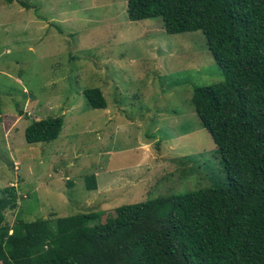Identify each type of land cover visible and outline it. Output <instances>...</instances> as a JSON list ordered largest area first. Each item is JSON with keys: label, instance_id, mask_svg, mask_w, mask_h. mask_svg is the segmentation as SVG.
Instances as JSON below:
<instances>
[{"label": "rangeland", "instance_id": "374dc122", "mask_svg": "<svg viewBox=\"0 0 264 264\" xmlns=\"http://www.w3.org/2000/svg\"><path fill=\"white\" fill-rule=\"evenodd\" d=\"M24 1L0 0V189L13 184L18 199L8 223L226 181L191 101L225 80L200 29L130 20L127 0ZM95 86L105 108L83 93ZM49 115L63 117L61 134L27 142L25 127Z\"/></svg>", "mask_w": 264, "mask_h": 264}, {"label": "trees", "instance_id": "16d2710c", "mask_svg": "<svg viewBox=\"0 0 264 264\" xmlns=\"http://www.w3.org/2000/svg\"><path fill=\"white\" fill-rule=\"evenodd\" d=\"M126 12L130 20L160 16L167 33L204 34L225 80L194 87L191 101L221 155L226 181L12 224L5 212L17 206V191L6 185L0 189V262L264 264V0H127ZM83 93L93 108L106 107L100 87ZM63 127L62 116L49 115L33 119L24 136L49 141ZM87 179L95 188L94 176Z\"/></svg>", "mask_w": 264, "mask_h": 264}]
</instances>
